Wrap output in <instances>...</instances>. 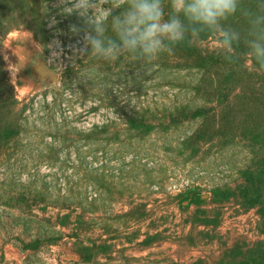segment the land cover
I'll list each match as a JSON object with an SVG mask.
<instances>
[{"label": "clouds", "instance_id": "clouds-1", "mask_svg": "<svg viewBox=\"0 0 264 264\" xmlns=\"http://www.w3.org/2000/svg\"><path fill=\"white\" fill-rule=\"evenodd\" d=\"M61 4L64 11L83 21L78 29L70 25L80 36L78 51H90L106 61L130 54L142 64L155 60L161 52L172 53L178 44L195 43L204 34L215 35L225 58L232 62L241 33L226 28L223 22L239 12L248 24L247 55L254 58L258 71H264V0H255L254 7L243 6L242 0H170L167 18L163 0H61ZM115 10L122 11L113 15Z\"/></svg>", "mask_w": 264, "mask_h": 264}, {"label": "rangeland", "instance_id": "rangeland-1", "mask_svg": "<svg viewBox=\"0 0 264 264\" xmlns=\"http://www.w3.org/2000/svg\"><path fill=\"white\" fill-rule=\"evenodd\" d=\"M21 29L4 41L3 59L19 101ZM19 111V110H18ZM18 140L0 156V264H15Z\"/></svg>", "mask_w": 264, "mask_h": 264}, {"label": "trees", "instance_id": "trees-1", "mask_svg": "<svg viewBox=\"0 0 264 264\" xmlns=\"http://www.w3.org/2000/svg\"><path fill=\"white\" fill-rule=\"evenodd\" d=\"M22 0H0V156L18 140L19 101L2 55L4 41L21 29Z\"/></svg>", "mask_w": 264, "mask_h": 264}]
</instances>
